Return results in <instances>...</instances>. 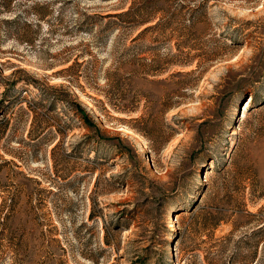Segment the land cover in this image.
<instances>
[{
	"label": "rangeland",
	"instance_id": "1",
	"mask_svg": "<svg viewBox=\"0 0 264 264\" xmlns=\"http://www.w3.org/2000/svg\"><path fill=\"white\" fill-rule=\"evenodd\" d=\"M41 1L15 0L7 8L0 3V203L15 198V218L4 233L0 227V264H91L80 255L81 248L88 240L101 245L103 224L121 228L112 240L120 244L119 251L106 248L102 264H130L134 252L148 254V264L160 256L167 264H227L232 254L243 256L255 243L257 264H264V238H249L264 219V211L259 212L264 207V0L210 2V26H201L204 48L209 50L213 41L228 48L222 60L207 68L190 74L195 67L185 69L170 81L176 69L162 72L153 84L140 75L131 80L121 76L113 95L95 73L88 84L79 78L81 89L69 87L95 128L128 152L127 158L97 148L111 157L104 165L93 162V144L86 138L93 129L74 117L69 98L58 88L67 83L56 74L71 64L60 63L69 53L91 50L94 70L103 55L88 46L92 40L87 35L70 33L68 26L81 22L82 13L127 8L132 2L138 7L148 0H51L47 16L38 21L31 7ZM24 23L31 32L38 30L31 46L7 34ZM156 35L149 33L140 43L148 46ZM170 91L179 106L159 116ZM250 92L257 102L242 118ZM107 98L136 101L140 111L133 117L144 105L147 112H157V126L169 136L162 149L128 129L121 121L128 118L112 111ZM185 157L191 158L184 180L180 166ZM171 192L194 201L183 209L186 213H172L165 203L159 214L157 200ZM91 200L96 223L88 221ZM215 215H224L227 222L203 230ZM134 216L136 223H127ZM223 245L227 250L221 256Z\"/></svg>",
	"mask_w": 264,
	"mask_h": 264
},
{
	"label": "trees",
	"instance_id": "2",
	"mask_svg": "<svg viewBox=\"0 0 264 264\" xmlns=\"http://www.w3.org/2000/svg\"><path fill=\"white\" fill-rule=\"evenodd\" d=\"M15 0H5L0 2L2 7L10 5L11 2ZM212 0H148V2L142 3L140 6L136 7L135 3L132 2L126 8L125 4L120 5L115 9L101 10L96 13L87 14L82 13L81 22H75L68 26L70 33L73 31L82 32L92 40V44L88 46L91 49L96 50V55L102 54L99 64L100 67L95 69L93 66L91 50L83 49L74 54L73 56L69 53L65 58H62L58 63L62 65L71 64L66 68L58 71L63 80L66 81L67 85H59V89H63V92L67 95L71 102V112L75 118L82 121L88 128H92L90 136L88 138V144H93L92 153H94L93 162L96 165H104L111 159L110 156H105V154H99V148L104 147L107 151L114 149V155L118 154L127 155L128 152L124 149H119L114 144V138H106L90 120L88 113L82 104L77 100L76 96L69 90L70 86H74L81 89L82 86L77 84V81L82 76L84 82L88 84L89 75L95 73L98 78H102L103 82L110 86L109 90L113 95V90L117 91L120 89L121 76H125L126 79H132L137 75H140L141 79L151 84L155 83L154 77L161 75L162 72H168L176 69L177 72H172L167 80H171L174 76H181L182 71L188 68L195 67L194 70L187 72L190 74L195 70H198L202 65L207 68L215 62H219L223 59L224 50L227 49V45L218 43V41H213L212 47L209 50L204 48L203 30L201 26L205 29L209 28V4ZM51 0H45L41 2H36L32 7V13L36 16L38 21H43L47 16L48 12L46 9L50 5ZM157 15H161L158 17ZM13 24L17 23L12 21ZM13 31L8 30L7 34L19 42L27 46H31L35 40L38 30L33 32L30 31L31 25L24 23L21 27ZM37 27V26H36ZM67 29V28H66ZM200 31V33H198ZM149 33H155L156 36H152L148 43V46L143 45L140 41L146 39V35ZM239 36V35H238ZM127 42L129 44L127 45ZM171 45H173L171 47ZM148 53V58L144 54ZM74 57V58H73ZM73 58V59H72ZM79 60L81 61L79 63ZM53 61V60H52ZM53 64L55 62L53 61ZM91 65V68L88 65ZM51 65V64H49ZM106 66L105 69L103 67ZM80 68H82L80 70ZM78 69V70H77ZM102 72V75L100 74ZM65 73H70L69 76ZM16 85V82H13ZM53 88V87H52ZM174 92L170 91L167 93V98L162 104V110L159 111V116H164L171 109L179 106V103L173 101L172 95ZM251 99L250 106L257 102V96L255 93L250 92L248 94ZM9 96H6L8 99ZM5 99V101H9ZM91 101H94L92 97L89 96ZM123 99L117 102H111L109 98L106 100V104L112 111L120 114H124L128 120H121L122 122H127L126 127L130 129L133 133L144 139L150 146L153 142L159 144L160 149L169 140V136H164V131L158 128L157 122V112L153 110H146L147 106H143V112L137 117H133L140 111V104L136 101L122 102ZM0 102V106H1ZM250 108V107H249ZM100 112L105 113L106 109L104 107L99 109ZM250 109H248L249 113ZM133 122L135 125H130ZM157 123V124H156ZM164 127L173 129L168 124H163ZM4 129V127H3ZM98 148V149H97ZM127 148L126 150H128ZM107 155V154H106ZM191 157H185L183 163L180 166L181 178L185 180L189 173V161ZM90 161V160H89ZM92 162V161H91ZM108 185H115L116 182L105 180ZM97 183V182H96ZM186 193V192H185ZM15 198L11 197L8 202L5 199L1 200L0 203V227L3 229L2 233L5 231V227L8 222L15 218ZM178 200V201H175ZM174 201V202H173ZM194 201L190 200L189 197L185 195H175L172 192L166 193L161 196V200H157V209L159 214H163L164 205L169 204V208L172 213H175L176 209L179 213L183 211L187 205H193ZM92 207L88 215V221L93 223L97 222L98 216L94 211V206L96 205L95 200H91ZM166 203V204H165ZM192 208L188 210L190 212ZM264 207L259 212H263ZM122 213V212H120ZM176 214V213H175ZM247 216L254 217V213L247 212ZM227 222V218L223 216H213L212 219L203 224V230H208L209 228H216L221 222ZM129 224H135V216L131 217ZM260 226L257 229H253L249 235V238H254L255 236H261L264 238V219L260 221ZM95 227L89 226L90 230ZM121 228L119 226H107L102 225L103 230V241L101 245L92 246L91 240L82 246L80 255L91 264H102L104 260L105 253H107L106 248L114 249L118 252L120 249V244H113L112 240L116 239L114 233L118 232ZM79 229L74 232V238H79ZM173 231V230H172ZM141 238V236H140ZM226 236L222 237V239ZM145 238L142 237L140 241ZM240 242H244L241 240ZM258 243L253 245H248L249 253L241 255H231L227 264H257V246ZM222 246L220 250L221 256H224L227 247ZM149 246L145 249L147 252ZM139 251V250H135ZM134 258L130 261V264H148V254H137L134 252ZM153 264H167L166 258L160 256L156 259ZM207 264H213V262L208 261ZM222 264H225L224 262Z\"/></svg>",
	"mask_w": 264,
	"mask_h": 264
},
{
	"label": "bare ground",
	"instance_id": "3",
	"mask_svg": "<svg viewBox=\"0 0 264 264\" xmlns=\"http://www.w3.org/2000/svg\"><path fill=\"white\" fill-rule=\"evenodd\" d=\"M87 104H89V103H87ZM250 104H251V100L249 99V102L246 104V107H245L244 110H243V113H242V116H241L242 118L245 117L246 109H247V107H248ZM145 149H146V146H145V144H143V145H142V152L145 151ZM172 227H173L172 224H170V225H169V229H172Z\"/></svg>",
	"mask_w": 264,
	"mask_h": 264
},
{
	"label": "water",
	"instance_id": "4",
	"mask_svg": "<svg viewBox=\"0 0 264 264\" xmlns=\"http://www.w3.org/2000/svg\"><path fill=\"white\" fill-rule=\"evenodd\" d=\"M246 98H248V97H246ZM246 98H245V99H246Z\"/></svg>",
	"mask_w": 264,
	"mask_h": 264
}]
</instances>
